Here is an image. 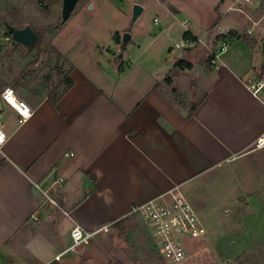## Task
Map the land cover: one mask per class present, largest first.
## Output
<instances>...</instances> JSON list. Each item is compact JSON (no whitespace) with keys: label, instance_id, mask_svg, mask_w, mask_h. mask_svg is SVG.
Listing matches in <instances>:
<instances>
[{"label":"crops","instance_id":"0c3cea01","mask_svg":"<svg viewBox=\"0 0 264 264\" xmlns=\"http://www.w3.org/2000/svg\"><path fill=\"white\" fill-rule=\"evenodd\" d=\"M164 1L169 8L165 27L149 34L143 48L142 36L136 40L134 59L115 62V50H98L99 45L92 48L95 59L77 63L68 57V89L63 80L58 95L41 100L14 90L32 110L24 123L0 104L7 136L0 156V264H144L154 255L163 261L155 249L148 250L150 232L140 227L142 219L132 208L153 199L168 202L171 195L191 201L225 165L252 152L264 134V89L254 94L260 81L252 83L253 64L248 57L227 55L229 45L240 41L229 42L225 33L248 18L254 28L264 16L258 0L246 12L239 9L240 0H216L205 29L197 13L187 10L181 19L178 2ZM186 32L197 41L176 49ZM220 34L225 38L217 41ZM158 38L170 43L162 48V60L147 53ZM223 41L227 49L212 68L200 50L184 51ZM181 59L193 68L180 70ZM118 63H123L121 72ZM180 78L189 98L174 86ZM75 225L108 231L66 252Z\"/></svg>","mask_w":264,"mask_h":264},{"label":"rangeland","instance_id":"374dc122","mask_svg":"<svg viewBox=\"0 0 264 264\" xmlns=\"http://www.w3.org/2000/svg\"><path fill=\"white\" fill-rule=\"evenodd\" d=\"M39 1L0 0V93L11 88L34 100L56 96L68 74V57L77 63L95 59L92 48L97 45L102 47L98 50L104 47L114 49L111 60L115 62L134 59L137 55L134 52L136 40L142 36L141 48L145 47L147 36L158 35L165 27L169 10L164 0H80L70 19L60 24L62 0H47L42 5ZM176 1V5L182 8H179L181 19L185 18L187 10L197 13L201 29H205L214 16L212 4L216 0ZM257 2L262 16L264 0ZM134 5H140L144 10L132 24ZM248 6L240 8L246 12ZM251 20L248 18L225 33L229 42L240 41L229 45L227 55L237 60L248 57L253 64L252 83H256L264 81V53L261 48L264 16L252 29ZM5 24L17 29L31 28L40 42L31 49L19 43L12 45V37ZM230 32L234 35H229ZM125 33L132 38L127 44L122 42ZM169 44V41L164 43L162 39H156L149 45V57L162 60L166 53L162 48ZM211 49L207 43L204 48L200 46L184 51L196 53L200 50L205 58ZM122 65L118 63L116 67ZM181 78L174 86L189 98V93L184 92L185 81ZM168 93L166 88L167 96ZM200 96L201 92L195 101ZM251 151L225 165L222 174L213 177L201 194L189 195L191 207L199 216L206 235L202 239H184L187 258L181 264H264V149ZM139 223L144 228L143 221ZM154 249L152 241L148 250L154 253ZM154 256L144 264H170L162 256L163 261Z\"/></svg>","mask_w":264,"mask_h":264},{"label":"built area","instance_id":"2783aa9c","mask_svg":"<svg viewBox=\"0 0 264 264\" xmlns=\"http://www.w3.org/2000/svg\"><path fill=\"white\" fill-rule=\"evenodd\" d=\"M253 1L255 0H240L238 3L239 9ZM154 22L157 23V20L155 19ZM184 25L186 26V23ZM191 43L193 42L184 41L182 44H176L175 48L178 50L184 49L185 47H190ZM226 49V42H220V45L214 49L216 57L218 54L226 51ZM260 89H264V81L257 84L254 94ZM0 104L10 107L15 112L18 123H24L32 116L31 108L19 102L14 90L11 88H5L1 91ZM6 141V133L0 125V156L3 155V147ZM253 149H264V134L256 139ZM65 156L71 157L73 154L67 153ZM47 201L55 204V201L49 197H47ZM131 213L140 216L150 232L157 253L168 260L170 264H181L186 260L185 238L202 239L206 235V230L195 211L190 203L181 195H171L168 202L160 199L150 200L142 205L133 207ZM98 231L107 232L108 227H102ZM98 231L88 232L80 226L75 225L71 230L72 244L66 252L75 251L88 244L93 235Z\"/></svg>","mask_w":264,"mask_h":264},{"label":"water","instance_id":"95a60500","mask_svg":"<svg viewBox=\"0 0 264 264\" xmlns=\"http://www.w3.org/2000/svg\"><path fill=\"white\" fill-rule=\"evenodd\" d=\"M79 1L80 0H62L60 24H64L70 19ZM142 12H143L142 6L140 5L133 6L131 13L132 24H134L137 21V19L140 17ZM5 28L12 37V45L19 43L25 48H29L37 40V34L29 27H26L24 29H17L8 24H5ZM129 40H130V35L128 33H125L122 37V42L124 44H127ZM261 48H262V53H264V42L262 43ZM181 57L182 55L180 54L178 58L180 59ZM198 69H200V66H198Z\"/></svg>","mask_w":264,"mask_h":264},{"label":"trees","instance_id":"16d2710c","mask_svg":"<svg viewBox=\"0 0 264 264\" xmlns=\"http://www.w3.org/2000/svg\"><path fill=\"white\" fill-rule=\"evenodd\" d=\"M44 1H47V0H40L39 2H40L41 5H42V3H43ZM43 7L46 9L45 6H43ZM229 35L232 36V35H234V33H233V32H230ZM224 38H225V36L220 34V35H218V36L216 37V40H217V41H221V40H223ZM183 40H184V41H189V42H196V41H197L196 38H194L189 32H186V33L183 35ZM39 42H40V38H39V36H38V39L35 41V44L32 45V46L29 47V48L31 49L32 47L37 46ZM211 48H212V50L208 53L207 57L205 58V64H206V66H207L208 68H212V67H213L214 61H215V59H216V55H215V52H214V49L216 48V44H213ZM120 65H121V64H120ZM176 65H177V67H178L180 70H191V69L193 68L192 64H191L190 62L184 60V59H181V60L177 61ZM118 72H121V66L118 67ZM260 74H261V73H260ZM166 80H167V83H168V84L171 83L170 79H166ZM64 82H65V85H66V87H67L66 89H68V88L71 86V84H72L71 81H70L68 78H67L66 80L64 79ZM172 93L175 94L176 101H177L179 104H183V100H182L181 96L177 93V90H176V89H172ZM51 101H52V102H55V101H56V98L52 97V98H51ZM199 103H200V102H199ZM199 103H197V104H193V105L190 106V115L195 111V109L197 108V106H198Z\"/></svg>","mask_w":264,"mask_h":264}]
</instances>
